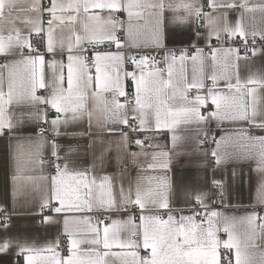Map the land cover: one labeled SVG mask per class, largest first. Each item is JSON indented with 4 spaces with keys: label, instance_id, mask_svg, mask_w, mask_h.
Returning <instances> with one entry per match:
<instances>
[{
    "label": "snow or ice",
    "instance_id": "snow-or-ice-1",
    "mask_svg": "<svg viewBox=\"0 0 264 264\" xmlns=\"http://www.w3.org/2000/svg\"><path fill=\"white\" fill-rule=\"evenodd\" d=\"M18 5L20 0H0V137L9 148L15 141V150L9 151L5 160V175L11 176L13 202L23 188L19 182L47 181L39 211L52 214L43 216L41 223L60 224L59 217L65 214L62 223L67 255L61 256L57 251L58 235L39 250L51 254L40 257L39 264H264V214L254 208L237 217L211 209V191L205 190L211 184L223 203L230 180L234 183L239 179L243 165L254 164L264 192V134H256L264 133V107L257 105L258 89H264V73L249 72L241 77L238 63L244 60L248 69L249 52L253 56L264 55V48L254 46L256 37L264 41V32H247L241 21L230 22L226 11L213 14L217 9L237 7L253 11L247 0L239 5L234 0H209L207 8L211 11H205L201 0L178 3L174 0H48L47 4L31 0L29 7L19 6V11L35 16L13 19L11 13ZM255 7L264 12V3ZM92 9L106 11L107 16L88 15ZM166 11L182 14L166 17ZM45 12L49 17L46 37L43 35ZM122 13H126V20L120 18ZM16 19L29 27L27 34L16 27ZM193 24L209 29L206 36L195 32L196 40H205L208 56L190 35ZM33 33L38 37L35 42ZM181 37L187 39L186 46ZM237 37L241 38L243 55L239 47L223 46ZM213 39L221 46L214 47ZM170 42L179 43L180 47H169ZM105 44L115 46L116 51H99ZM146 48L164 52L166 70L156 67L157 59L151 52L140 54ZM132 49L140 52L132 54ZM57 54L66 55L67 63L56 60ZM206 60L211 69L207 77ZM125 62L135 70L122 71ZM189 62L191 78L186 71ZM46 67L51 70L50 83L45 79ZM149 67L153 70L146 71ZM205 78L211 80L212 86L206 95H201L200 90L206 87ZM220 80L226 81V93L217 91ZM126 81L134 91L127 90ZM40 89L48 95H37ZM193 89L196 94L190 98ZM209 103L214 107H208ZM202 108H207V112L203 113ZM48 109L52 110L50 120ZM94 117L97 126L107 127L110 133L119 132L125 150L129 133L136 137L132 144L141 152L131 153L133 158L147 156L148 149L162 147L155 143L145 145V140L154 141L161 132L169 133L171 153L154 152L153 162L147 165L149 169L170 170L171 157L180 154L176 149L194 141L204 158L200 166L207 168L211 158V170L225 175L210 180L205 177L202 186L193 187L183 178L172 181L166 174L163 177L142 174L127 189L120 185L118 200L112 178L94 174L95 161L88 168L75 166L71 154L77 145H68L61 156L62 146L55 139L48 141L39 134L45 131L41 125L47 123L54 137H91ZM224 121L234 126L232 132L220 137L209 132L210 122L219 126ZM83 122L89 131H61L62 126ZM32 124L38 127L35 138L23 133ZM26 143L30 146L27 151ZM45 143H50L51 148L47 167L55 171L48 175H26L36 165L43 172L41 149ZM208 143L212 145L210 148L201 147ZM106 151L102 150L97 158L101 167L106 164ZM8 194L6 184L5 201ZM177 198L191 205V215L172 214L171 201ZM260 203L264 205V196ZM195 204H199L200 211L195 210ZM14 211L6 203H0V255L17 248V255H24L26 264H38L33 245L8 235ZM91 212L100 214L102 219L93 223L91 216L66 215ZM120 212L128 213L127 218L112 219L109 215ZM106 220L110 223H105ZM74 224L86 228L78 232L72 228ZM237 225L242 230L238 231ZM124 229L128 235L121 238ZM221 231L227 239L219 238ZM81 245L88 247L82 249ZM114 248L120 251H113ZM141 250L144 255L140 254Z\"/></svg>",
    "mask_w": 264,
    "mask_h": 264
},
{
    "label": "crops",
    "instance_id": "crops-1",
    "mask_svg": "<svg viewBox=\"0 0 264 264\" xmlns=\"http://www.w3.org/2000/svg\"><path fill=\"white\" fill-rule=\"evenodd\" d=\"M43 3L47 4L48 0H42ZM174 2L178 3L180 0H174ZM201 2L205 5V11H211L207 8V4L209 3V0H201ZM235 3L242 4L245 2V0H234ZM31 3V0H20V5H18V8L16 11L11 13V16L13 19L16 17H20L21 19L23 17H34L35 14L31 12H22L19 11V6H22L24 8L29 7ZM264 3V0H247V4L249 8H253V11H248L245 8L237 7L235 9H217L213 14L219 15L221 12H227V19L235 24L237 21H241L243 23V26L247 32H252L253 30L257 32H264V12L260 11L255 6L258 4ZM98 14L102 17L107 16L106 11H101L99 9H92L88 13V15ZM182 14V13H172L170 11L165 12L166 17H172L173 15ZM81 17H84V14L81 13ZM47 12L43 13V19H44V29L45 32L43 35L46 37V30H47V19H48ZM121 19H127L126 13L120 14ZM21 19H16V27L21 29V32L23 34H27L29 27L21 22ZM89 24H91V21H88ZM206 23V22H202ZM80 19L78 18L76 27L78 30L80 29ZM59 29H57V32L59 33ZM199 31L202 36H206L209 29L207 27H199L196 24H193L191 26L190 35L193 37L194 42L197 44L198 47L205 49V55L208 56L209 53L206 51V43L205 40L195 39V32ZM122 36L124 35L123 32ZM65 34H67V29H65ZM35 33L32 35V39L34 37ZM248 38H252L249 36ZM182 40H184V44L186 46L187 39L185 37H181ZM259 41V37H256ZM215 39L212 40L214 42ZM262 43L257 48H264V41H261ZM46 43V39H45ZM107 45V44H105ZM180 47V44L177 43L176 45H173L171 42L169 43V47ZM148 50L152 49H144L142 53L140 54H147ZM101 52L104 51H112L115 52L116 48L115 46L112 47H106L104 49L99 50ZM154 53L159 54L161 56V59L157 63V68L165 69L167 68L166 63L163 61L162 57L164 56V52L160 51L157 53L156 51L152 50ZM140 50L138 49H132L131 53L136 54L139 53ZM248 69L244 67L245 61L241 60L238 63L240 64V75L241 77H245L249 74V72L260 74L264 73V55L257 54L255 56L248 55ZM47 59V57H46ZM56 60H63L65 64L67 63L66 55L57 54L55 57ZM135 70L132 65L125 62L123 66L122 71H133ZM152 68H146V71H151ZM210 66L209 62L205 61V76L207 77V74L210 72ZM66 69H65V75H66ZM186 71L189 75V78H191L192 75V66L191 62L186 66ZM109 72L111 73V69H109ZM166 76V71H165ZM93 76H95L93 74ZM51 70L46 67L45 68V79L47 82L50 83L51 81ZM126 84L128 85L127 90L128 91H134L133 87L129 83V81H126ZM205 85L206 87L202 90H200L201 95H206L208 92V89L212 86V82L210 79L205 78ZM217 91H223L227 92L226 88V81L220 80L217 83ZM37 95H48V92H46L43 89L38 90ZM107 95V94H106ZM190 98L194 96L191 91L189 93ZM257 105L258 107H264V89H258L257 92ZM124 98H121V101L123 102ZM249 102H251V98H249ZM134 104V102H133ZM43 107V106H41ZM131 107V105H129ZM208 107H214L209 103ZM207 108H202L201 111L204 113L206 112ZM48 118L49 120L52 118V110L48 109ZM45 129V132L52 135V138H48L45 135H41L45 138H47L48 141H51L52 139H55L58 144H60L61 150L60 155L64 156L65 152L67 151L68 145H77V149L71 154V159L76 162L77 167L80 168H88L93 164L95 161L96 168L94 174L97 176H110L112 178V182L114 185V190L116 192L117 199L119 200V188L120 185L123 184L124 188L127 189L129 186L134 185L137 180L140 179L141 175L145 176H160L163 177L165 174L172 180L175 181L177 178H183L186 182L190 183L193 187L202 186L203 181L205 177H207L209 180L215 176L216 178H220L222 175H225V173L222 172H213L211 170L212 168V161L211 158H209V164L207 168L201 167L200 164L203 161V156L200 154L199 149L196 148V145L194 141H189L187 144L179 147L176 149L177 152H179V155H173L171 157L170 163V170L164 169L161 167H158L157 169H149L147 168V165L149 163H152L151 156L154 152H170L171 153V140H170V134L167 132H161L159 135L156 136L155 140H145L144 143H147L148 145L151 144H159L162 147L159 149H148V155H140L136 158H133L130 154L131 153H140L141 149L136 147L134 144H132V140L135 139L131 133H129V142L127 150L123 148V146L120 144V137L119 132L110 133L107 131V127H99L96 124L95 117L93 119L92 127H91V137H69L67 135H62L59 137H54L52 132L50 131V126L47 123H44L41 125ZM233 125L229 124L227 121L221 122L219 126H217L216 122H210L208 124V130L210 133L214 134L216 137H220L222 135H226L233 130ZM127 131V129H124ZM62 132L67 133H77L82 131H89L88 125L86 122L80 123V124H74L70 125L67 128L61 127ZM38 132V127L35 124H32L28 127H26L23 130V133L25 136H31L33 138L36 137ZM192 133H189L191 135ZM257 135H262L264 133H256ZM142 138V137H140ZM89 144H91V147H88ZM164 145H168L169 147H163ZM212 145H202V148H210ZM29 145L25 144V151L29 150ZM107 149L105 152L106 156V164L101 167L99 160L97 159L101 153L102 150ZM15 150V141L12 142L11 148L7 145L5 139L3 137H0V203H6L7 206L12 209L14 208V214L12 215V224L9 228L8 235L10 237H16L21 242H27L29 245H33L37 249V259L39 264L40 257H48L51 254L44 251H39L40 249L46 248L48 245L52 243L56 239V237L59 235L60 238V246L57 249V251L60 252L61 256H66L67 252H64L61 248V244L64 242L67 243L65 240V237L63 235V216L65 214H61L59 219L61 220L60 224L55 225H48L41 223L43 216L51 215L52 213L48 212V214L43 215L39 211V204L41 201V195L42 193L47 192V181H35L33 182H25L21 181L19 182L23 188L22 191L17 195L15 202H13L12 196H11V176L8 175L6 177V168H5V160L7 157V154L9 151ZM42 152V158L43 157H50L51 158V148L50 143H45L43 148L41 149ZM47 163H44L43 165V172H41V166L36 165L34 171H30L26 173V175H48L49 172H53L52 169H49L47 167ZM231 168V165L228 166ZM230 177V173H228ZM261 177L260 174L255 170V165L253 164L251 167H249L247 164L242 166V171L240 174L239 179L236 182H229V187L227 192L224 195L223 203L220 205L218 204L211 195V203L209 204V207L214 210H218L222 213H225L230 216H243L245 213L251 212L254 208L259 211L261 214H264V205L260 203L261 196H264V192L261 191ZM7 184L8 188V197L5 201L3 198V191L5 188V185ZM212 185L209 184L205 190H212ZM195 203V202H193ZM172 206V214L173 215H191V205L185 202L183 198H177L173 199L171 201ZM95 212L91 213H67L66 215L69 216H91L92 222H94L93 214ZM128 213L126 212H120L119 214L115 213L113 219H120L124 220L127 218ZM166 218V217H165ZM139 223V221L137 222ZM72 228L74 230H77L78 232L82 231L86 228L83 224H74L72 225ZM237 230H242V226L237 225ZM121 238H125L128 235V230L124 229L120 233ZM219 238L221 240L227 239V235L221 231L218 233ZM87 245H81V248H87ZM101 250H103L101 248ZM19 249L12 248L9 250L7 254L0 255V264H26V258L24 255H17V252ZM113 251H120V249H113ZM141 255H144L143 250H141ZM118 264V262H117Z\"/></svg>",
    "mask_w": 264,
    "mask_h": 264
},
{
    "label": "built area",
    "instance_id": "built-area-1",
    "mask_svg": "<svg viewBox=\"0 0 264 264\" xmlns=\"http://www.w3.org/2000/svg\"><path fill=\"white\" fill-rule=\"evenodd\" d=\"M120 35L122 36V33H120ZM37 39H38V37H37L36 35H34V37H33V41L35 42ZM248 40H249V45L252 46V38H248ZM261 43H262L261 41H259L258 39H256V42H255V45H254V46L256 47V46L260 45ZM212 45H213L214 47H220V46H221V44L217 43L216 41L212 42ZM223 46H224V47H239V48L241 49V55H243V44H242V42H241V38H239V37L234 38L233 40H228L227 43H224V44H223ZM106 47H107V45H101V46L98 48V50L104 49V48H106ZM41 50L43 51V47H42V46H41ZM206 51L209 53V49H208L207 47H206ZM149 52H151V55L156 56L157 63H158V61L161 59V56H160L159 54L154 53L152 50H148L147 54H148ZM191 52H192V49L189 48V53L191 54ZM90 53H91V49L89 48V54H90ZM248 55H251V52H249ZM0 59H2V57H0ZM156 66H157V64H156ZM90 68H91V73H92V75H93V74L95 75V69H94V67H91V62H90ZM191 93H192L193 95H195V94H196V90H195V89L191 90ZM199 94H200V93H199ZM133 102H134V99L132 100V103H133ZM207 110H208V109H206V112H207ZM206 112H204V113H206ZM39 134H41V135H45V136H47L48 138H52V135L48 134V133L45 132V131L40 132ZM210 144H211V143H208V145H210ZM145 145H148V144L145 143ZM42 159L44 160V163H47V164H48L49 161L51 160L50 157H43ZM52 171L54 172L55 169H52ZM211 195H212V198H213L218 204H220V205L222 204V203L220 202V194H219V192H218L214 187H213L212 190H211ZM195 210H196V211H200V206H199V204H195ZM48 212H49V211L45 210V211L43 212V215L48 214ZM109 215H110V216L112 217V219H113L115 213H110ZM93 219H94V222H95V223H98V222L102 219V217H101L100 214H98V213L95 212V213L93 214ZM105 223H110V221H109V220H106ZM65 247H66V242L63 241V243L61 244V248L63 249L64 252H66V251H65Z\"/></svg>",
    "mask_w": 264,
    "mask_h": 264
}]
</instances>
